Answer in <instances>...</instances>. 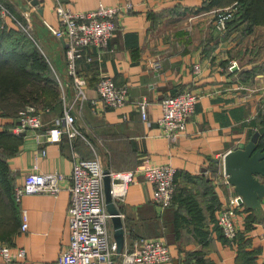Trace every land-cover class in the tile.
<instances>
[{
	"label": "crops",
	"instance_id": "0c3cea01",
	"mask_svg": "<svg viewBox=\"0 0 264 264\" xmlns=\"http://www.w3.org/2000/svg\"><path fill=\"white\" fill-rule=\"evenodd\" d=\"M0 2L10 11L6 23L13 24V20L21 30L18 21L32 20L35 41L28 37L63 81L65 88L56 106L35 105L43 110L44 129L52 127L64 113L63 99L71 100L76 94L67 73L64 41L54 34L59 26L57 6L74 12L101 5L123 6L118 29L101 60L81 63L90 100L75 108L77 125L86 138L63 136L59 142L41 144L38 131L20 133V151L8 160L15 187L24 184L35 167L40 172H60L69 177L78 158L95 156L90 141L106 168L138 171L148 161L177 170L176 199L167 207L157 205L154 186L137 173L126 200L117 204L126 231L125 248L136 238H161L172 253V260L162 264H247V255L255 256L256 264L264 260V199L258 211L245 206L238 213L236 241L227 240L217 230L221 206L236 193L226 182L223 159L257 131L258 126H251V122L264 106V25L243 35L242 27L232 24L222 33L215 27L214 10L201 9L204 0H39L36 5L33 0ZM129 3L133 4L130 11L126 8ZM103 75L129 87L130 100L125 107L102 111V106L93 105L92 101L99 98L97 83ZM185 89L199 95L200 101L187 131L172 142L162 135L158 124L161 102ZM143 97L150 102L149 121L142 119L134 105ZM14 122V118H1L0 127ZM69 185L65 183L57 196L40 193L23 198L19 229L11 243H5L13 253L25 251V255L10 264H57L71 235ZM191 205L197 208L193 213L187 210ZM24 212L29 223L25 232L21 230ZM110 229L116 241L112 219ZM241 248L247 255H242ZM0 264H9L1 254Z\"/></svg>",
	"mask_w": 264,
	"mask_h": 264
},
{
	"label": "built area",
	"instance_id": "2783aa9c",
	"mask_svg": "<svg viewBox=\"0 0 264 264\" xmlns=\"http://www.w3.org/2000/svg\"><path fill=\"white\" fill-rule=\"evenodd\" d=\"M126 8L128 11L132 10L133 4H127ZM122 11L121 5H101L85 12H74L61 4L57 6L59 26L54 30V34L64 41L67 73L75 88V97L71 100L63 99L64 113L57 118L52 127L46 129L42 121L43 110L35 105L26 106L15 120V125L11 129L14 133L38 131L41 144L59 142L63 136L70 139L86 138L77 125L78 113L75 108L78 103L82 104L90 100L87 93L88 81L82 73L81 63L101 60L118 29L117 18ZM213 12L215 27L220 32L226 33L228 22L233 19L237 7L233 5ZM9 15L10 11L0 3V18L5 21ZM18 22L35 41L32 20L26 18V22ZM48 62L57 77L55 66L49 60ZM195 71L199 72L200 67L196 66ZM57 80L59 88L64 90L61 78L57 77ZM97 91L99 98L92 103L95 106H102V111L106 108H123L130 100L129 87L117 85L108 75H103L99 79ZM199 101V95L189 89L165 98L161 102L162 116L158 119L162 135L172 142L177 141L187 131ZM134 105L142 119L149 121V100L143 97ZM262 113L264 114V106ZM87 142L91 145L95 156L91 159L78 158L69 177L60 172H40L37 171L38 167H35L34 171L26 175L24 184L16 185L14 189L16 201L20 204L27 195L49 193L57 196L64 189V184L70 183L68 189L71 193V202L68 218L71 235L69 244L60 254L57 264H116L117 260H120L121 264L170 262L171 249L161 238H136L129 247L124 248L122 252L118 251L110 229L112 215L107 209L105 176L108 170L111 178V193L116 204L126 200L129 186L134 183L139 172L154 186L153 199L157 205L167 207L173 203L176 193V168L171 165H153L148 161L138 171H117L106 168L95 146L90 141ZM45 152L44 150L43 153ZM224 176L226 182H229L228 175L225 173ZM244 207L242 197L237 192L221 206L217 224L229 241H236L239 235L237 216ZM28 227V217L24 212L21 230L25 232ZM0 254L4 261L10 264L19 256L25 255V251L16 254L9 244L1 243ZM259 264H264V260Z\"/></svg>",
	"mask_w": 264,
	"mask_h": 264
},
{
	"label": "trees",
	"instance_id": "16d2710c",
	"mask_svg": "<svg viewBox=\"0 0 264 264\" xmlns=\"http://www.w3.org/2000/svg\"><path fill=\"white\" fill-rule=\"evenodd\" d=\"M233 5L237 7V12L228 22V28L236 24L242 27V34L246 35L256 26L264 25V0H204L201 9H224ZM12 23L0 22V119L16 120L19 112L27 105L56 106L60 102V89L46 57L13 20ZM14 125L15 122L0 127V244L11 243V238L20 226L19 203L14 195L15 178L8 160L20 151L23 136L11 130ZM251 126H264L262 112L251 122ZM259 147L264 148V136L261 137ZM175 199L176 193L173 203ZM259 207L260 204L252 209L247 208L258 211ZM187 210L193 213L197 208L191 205ZM217 230L222 232L218 226ZM241 253L247 255L248 252L241 248ZM198 255L201 254L196 257ZM255 260V256L247 255L245 262L256 264Z\"/></svg>",
	"mask_w": 264,
	"mask_h": 264
},
{
	"label": "water",
	"instance_id": "95a60500",
	"mask_svg": "<svg viewBox=\"0 0 264 264\" xmlns=\"http://www.w3.org/2000/svg\"><path fill=\"white\" fill-rule=\"evenodd\" d=\"M33 3L36 5L39 0H33ZM25 134V132L22 133V135ZM262 136H264V126H259L248 142L240 143L229 151L223 159V166L228 175L229 183L242 197L245 206L250 209L257 207L264 199V148L259 147ZM105 193L107 209L115 223L118 251L122 252L125 248L126 231L121 212L113 200L108 170L105 176Z\"/></svg>",
	"mask_w": 264,
	"mask_h": 264
},
{
	"label": "rangeland",
	"instance_id": "374dc122",
	"mask_svg": "<svg viewBox=\"0 0 264 264\" xmlns=\"http://www.w3.org/2000/svg\"><path fill=\"white\" fill-rule=\"evenodd\" d=\"M5 8H7L6 7V5H4L2 2H0ZM0 22L2 23V24H5V21H4V19H2V18H0ZM21 31H23L25 34H28L27 33V31H25L22 27H21ZM32 32V31H31ZM34 33V32H33ZM60 89V88H59ZM60 101H61V89H60ZM258 130V129H257Z\"/></svg>",
	"mask_w": 264,
	"mask_h": 264
}]
</instances>
